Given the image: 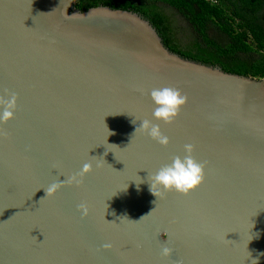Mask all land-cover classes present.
<instances>
[{
  "label": "water",
  "instance_id": "water-1",
  "mask_svg": "<svg viewBox=\"0 0 264 264\" xmlns=\"http://www.w3.org/2000/svg\"><path fill=\"white\" fill-rule=\"evenodd\" d=\"M164 86L188 97L172 124L152 116L150 91ZM5 90L18 100L0 123V264H264V77L164 45L143 5L0 0ZM144 119L167 147L133 137ZM185 144L205 181L159 199L149 175ZM89 161L79 187L44 197Z\"/></svg>",
  "mask_w": 264,
  "mask_h": 264
},
{
  "label": "trees",
  "instance_id": "trees-1",
  "mask_svg": "<svg viewBox=\"0 0 264 264\" xmlns=\"http://www.w3.org/2000/svg\"><path fill=\"white\" fill-rule=\"evenodd\" d=\"M118 1L143 5L164 45L227 73L264 77V0ZM162 6L184 21L190 42L176 37Z\"/></svg>",
  "mask_w": 264,
  "mask_h": 264
},
{
  "label": "clouds",
  "instance_id": "clouds-1",
  "mask_svg": "<svg viewBox=\"0 0 264 264\" xmlns=\"http://www.w3.org/2000/svg\"><path fill=\"white\" fill-rule=\"evenodd\" d=\"M150 98L154 105L152 112L153 118L156 121L163 122L164 124H172L179 116L181 108L186 105L188 101V97L185 93H183L179 88L171 86L153 88L150 91ZM17 100L18 96L15 92L5 90L4 94L0 95V108L3 109L2 112H0V123H7L9 120L15 118ZM133 123H135V121H133ZM137 131L146 133L151 139L163 147H167L170 143L169 137L162 132L160 124L153 123L152 120H142L141 125L136 128L133 137ZM0 134H3V129H0ZM184 152L185 155L173 156L170 163L163 165L158 171L149 175L148 179L150 181V191L157 198L163 199L165 195L170 192L188 195L191 191L195 190L205 181L206 162L198 161L192 155L194 152V145L185 144ZM104 162L106 161L104 160ZM100 166L101 163L97 161L96 167ZM92 170V161L85 162L80 171L72 174L63 181H60L57 178L54 182H52L47 188L44 189V197L54 195L65 185H76L79 187L83 183L84 177L92 172ZM155 208L148 215H150L155 210ZM77 209L78 211H81L83 215L88 214V206L86 203L79 204ZM146 216H143L140 220L144 219ZM122 220H127L134 223L140 221H132L127 218H120V222ZM103 247L110 248L111 245L105 244ZM172 253L173 249L166 245L161 249V255L165 258L170 257ZM261 255H264V253ZM253 260L255 261V264H258L257 259ZM176 264H182V261H177Z\"/></svg>",
  "mask_w": 264,
  "mask_h": 264
},
{
  "label": "rangeland",
  "instance_id": "rangeland-1",
  "mask_svg": "<svg viewBox=\"0 0 264 264\" xmlns=\"http://www.w3.org/2000/svg\"><path fill=\"white\" fill-rule=\"evenodd\" d=\"M161 6V5H160ZM164 12L170 17L176 37L181 40V43L187 44L192 39L188 27L184 21L173 11L162 6Z\"/></svg>",
  "mask_w": 264,
  "mask_h": 264
}]
</instances>
